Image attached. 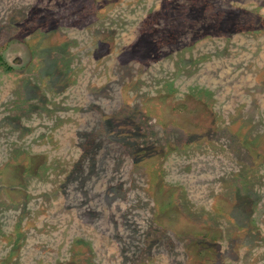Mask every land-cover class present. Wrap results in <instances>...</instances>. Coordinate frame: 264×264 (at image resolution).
I'll return each instance as SVG.
<instances>
[{"label":"rangeland","instance_id":"rangeland-1","mask_svg":"<svg viewBox=\"0 0 264 264\" xmlns=\"http://www.w3.org/2000/svg\"><path fill=\"white\" fill-rule=\"evenodd\" d=\"M0 264H264V0H0Z\"/></svg>","mask_w":264,"mask_h":264}]
</instances>
